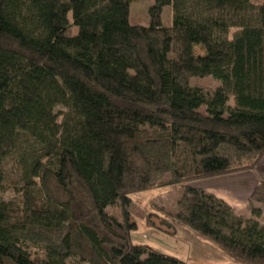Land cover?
<instances>
[{"label":"trees","instance_id":"16d2710c","mask_svg":"<svg viewBox=\"0 0 264 264\" xmlns=\"http://www.w3.org/2000/svg\"><path fill=\"white\" fill-rule=\"evenodd\" d=\"M131 1L0 0V186L10 157L22 182L0 200V264H188L131 241L129 195L175 184L167 215L264 264V224L189 185L264 155V0H154L147 25Z\"/></svg>","mask_w":264,"mask_h":264},{"label":"rangeland","instance_id":"374dc122","mask_svg":"<svg viewBox=\"0 0 264 264\" xmlns=\"http://www.w3.org/2000/svg\"><path fill=\"white\" fill-rule=\"evenodd\" d=\"M153 2L154 0H132L129 5V23L147 25L149 23L148 9ZM171 15V7L165 6L161 15L164 25L171 24ZM234 31L235 29H232L231 34ZM193 54L196 58H201L204 54L202 46L196 41L193 42ZM192 83L212 88L218 84L211 77L194 78ZM56 110L61 111L62 108L56 107ZM15 160L18 159L10 157L5 161L4 178L0 186V200L14 203L21 200L18 189L22 186L21 170L16 172L12 169ZM34 181V194L41 203L42 193L39 181L37 179ZM181 192L182 186L175 184L150 188L129 195L131 220L136 224V229L131 232L132 243L175 256L188 264H244L232 259L222 249L167 215L166 212L173 208ZM106 211L115 216L119 213L117 204L114 202L106 208ZM161 219H165L166 222H161ZM28 249L33 257L36 254L43 256L44 250L39 245L30 244Z\"/></svg>","mask_w":264,"mask_h":264},{"label":"crops","instance_id":"0c3cea01","mask_svg":"<svg viewBox=\"0 0 264 264\" xmlns=\"http://www.w3.org/2000/svg\"><path fill=\"white\" fill-rule=\"evenodd\" d=\"M261 181H264V155L253 168L194 180L189 185L222 199L233 207L237 214L246 218H254L264 224V203L250 200L253 189ZM251 208L258 210L257 216L251 213Z\"/></svg>","mask_w":264,"mask_h":264}]
</instances>
